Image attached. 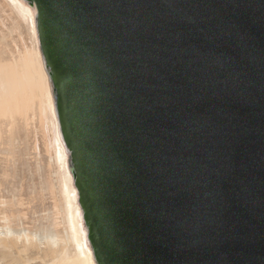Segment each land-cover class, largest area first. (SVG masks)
Here are the masks:
<instances>
[{"label": "water", "instance_id": "obj_1", "mask_svg": "<svg viewBox=\"0 0 264 264\" xmlns=\"http://www.w3.org/2000/svg\"><path fill=\"white\" fill-rule=\"evenodd\" d=\"M108 264H264V0H33Z\"/></svg>", "mask_w": 264, "mask_h": 264}, {"label": "bare ground", "instance_id": "obj_2", "mask_svg": "<svg viewBox=\"0 0 264 264\" xmlns=\"http://www.w3.org/2000/svg\"><path fill=\"white\" fill-rule=\"evenodd\" d=\"M33 0H0V264H108Z\"/></svg>", "mask_w": 264, "mask_h": 264}]
</instances>
